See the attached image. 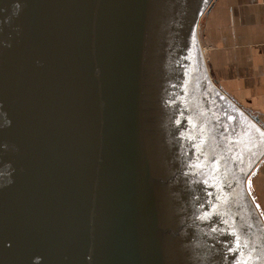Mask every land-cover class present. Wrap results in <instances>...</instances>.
I'll return each instance as SVG.
<instances>
[{
	"label": "water",
	"instance_id": "95a60500",
	"mask_svg": "<svg viewBox=\"0 0 264 264\" xmlns=\"http://www.w3.org/2000/svg\"><path fill=\"white\" fill-rule=\"evenodd\" d=\"M216 0H0V264H264V121L213 78Z\"/></svg>",
	"mask_w": 264,
	"mask_h": 264
},
{
	"label": "crops",
	"instance_id": "0c3cea01",
	"mask_svg": "<svg viewBox=\"0 0 264 264\" xmlns=\"http://www.w3.org/2000/svg\"><path fill=\"white\" fill-rule=\"evenodd\" d=\"M200 40L217 84L264 121V0H216ZM262 168L252 180L254 195ZM255 197L264 212V197Z\"/></svg>",
	"mask_w": 264,
	"mask_h": 264
},
{
	"label": "rangeland",
	"instance_id": "374dc122",
	"mask_svg": "<svg viewBox=\"0 0 264 264\" xmlns=\"http://www.w3.org/2000/svg\"><path fill=\"white\" fill-rule=\"evenodd\" d=\"M203 50H207V48L205 49H203ZM255 186H256V193H257V195L260 193L261 195H262V197H264V168H262V171L260 172V176L259 177H257L256 179H255ZM252 190V189H251ZM258 191V192H257ZM256 193H255V195H254V193H253V195L254 196H256ZM256 198V200L257 201H259L258 200V198L257 197H255ZM262 204H264V200H263V198H262V202H261ZM263 209V208H262Z\"/></svg>",
	"mask_w": 264,
	"mask_h": 264
}]
</instances>
